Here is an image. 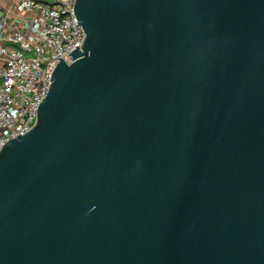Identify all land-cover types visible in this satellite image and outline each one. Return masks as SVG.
<instances>
[{"label":"water","instance_id":"95a60500","mask_svg":"<svg viewBox=\"0 0 264 264\" xmlns=\"http://www.w3.org/2000/svg\"><path fill=\"white\" fill-rule=\"evenodd\" d=\"M73 10L0 151V264H264V0Z\"/></svg>","mask_w":264,"mask_h":264},{"label":"built area","instance_id":"2783aa9c","mask_svg":"<svg viewBox=\"0 0 264 264\" xmlns=\"http://www.w3.org/2000/svg\"><path fill=\"white\" fill-rule=\"evenodd\" d=\"M17 17L0 20V151L12 138L28 132L38 121L61 57L81 45L86 33L74 14L75 0H0ZM44 98V100H42Z\"/></svg>","mask_w":264,"mask_h":264},{"label":"crops","instance_id":"0c3cea01","mask_svg":"<svg viewBox=\"0 0 264 264\" xmlns=\"http://www.w3.org/2000/svg\"><path fill=\"white\" fill-rule=\"evenodd\" d=\"M2 6H3V3L0 2V20L4 16V17L8 18V21L10 23H16L17 22V17H15V16L11 15L10 13H8V11H6L4 9V7H2Z\"/></svg>","mask_w":264,"mask_h":264}]
</instances>
